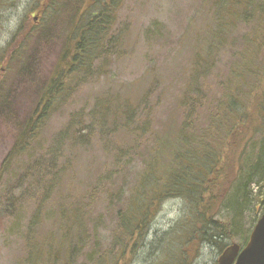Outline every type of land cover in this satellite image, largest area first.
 <instances>
[{"label":"trees","instance_id":"obj_1","mask_svg":"<svg viewBox=\"0 0 264 264\" xmlns=\"http://www.w3.org/2000/svg\"><path fill=\"white\" fill-rule=\"evenodd\" d=\"M125 2L39 0L49 21L69 22V34L40 102L0 169V183L74 89L106 75L110 62L124 56L125 31L116 25ZM201 14L202 25L192 24L182 38L191 48L190 63L183 89L162 123L156 126L152 113L157 107L148 102L157 80L145 83L147 92L108 90L90 112L91 128L101 136L131 138L114 153L116 167L140 166L134 186L107 189L112 229H105L102 217L96 222L90 216L104 185L83 193L72 185L65 190V176L73 172L69 161L47 169L50 182L29 223L47 227L46 218L53 219L51 231L41 236L35 231L42 264H194L205 245L222 253L231 243H247L252 230L246 227L245 209L251 202L246 189L264 178V0H203ZM30 19L25 21L28 27L34 22ZM27 28L26 33L31 31ZM225 51L226 72L215 76ZM74 122L55 140L58 150L68 135L73 150L89 143L91 130L79 128L80 121L74 127ZM125 156L131 158L123 164ZM110 178L108 174L106 180ZM171 200L183 205L179 219L149 241L152 224ZM103 230L110 232V240L101 236ZM32 252L26 264H35Z\"/></svg>","mask_w":264,"mask_h":264},{"label":"rangeland","instance_id":"obj_2","mask_svg":"<svg viewBox=\"0 0 264 264\" xmlns=\"http://www.w3.org/2000/svg\"><path fill=\"white\" fill-rule=\"evenodd\" d=\"M202 1L126 0L116 25L117 30L123 28L125 31L128 47L124 56L110 62L106 75L74 89L65 104L46 120L41 132L34 136L27 151L14 162L11 171L0 183V264H26L31 251L32 263L35 260V264H42L37 236L53 229V219L46 218L48 229L42 225L29 227V223L44 187L50 182V171L47 169L55 162L61 166L69 161L73 167L70 176H65V190L72 185L74 190L83 193L96 186H105V192L99 187L104 195L101 192L98 195L104 201L98 199L92 203L90 216L96 222L102 217L105 229H112L114 215L107 211V189L134 186L140 166L135 162L127 170L116 167L114 153L129 145L131 138L121 135L113 140L115 135L108 139L101 136L95 128H91L94 122L90 112L94 109L95 100L108 90H124L129 94L140 90L142 93L146 89L148 91L153 80H157L155 92L148 94V102L157 107L152 113L156 126L162 123L185 84L183 75L190 63L191 48L188 43L182 42V38L192 24L202 25ZM41 6L39 0H0V169L40 102L69 34V22L65 18L49 21L40 12ZM29 18L34 22H29L28 27L25 21ZM155 27L160 31L154 30ZM26 28L31 31L26 33ZM244 31L246 28L243 27L240 32ZM227 52L221 53L215 76L226 72ZM207 81L211 88H216L214 81ZM145 83L149 84L146 86ZM74 120L81 122L79 128L88 127L91 130L89 143L73 150L68 135L65 144L58 150L55 140ZM85 133L88 129L76 134V137ZM112 141L116 145L112 146ZM106 143L110 146H105ZM130 158L125 156L123 159L126 160L122 163ZM108 174L111 178L106 180ZM246 192L251 200L245 209L246 227L251 232L264 210V178L251 185ZM51 201L55 202L54 205L58 202L57 192ZM182 208L179 200L165 203L152 224L149 241L154 240L155 234L168 231L179 219ZM102 235L110 240L108 230H103ZM237 243L241 246L246 244ZM219 255L218 249L205 245L194 264H215Z\"/></svg>","mask_w":264,"mask_h":264},{"label":"water","instance_id":"obj_3","mask_svg":"<svg viewBox=\"0 0 264 264\" xmlns=\"http://www.w3.org/2000/svg\"><path fill=\"white\" fill-rule=\"evenodd\" d=\"M215 264H264V214L255 225L247 244L233 243L220 254Z\"/></svg>","mask_w":264,"mask_h":264},{"label":"bare ground","instance_id":"obj_4","mask_svg":"<svg viewBox=\"0 0 264 264\" xmlns=\"http://www.w3.org/2000/svg\"><path fill=\"white\" fill-rule=\"evenodd\" d=\"M219 256H220V255H219ZM218 258H219V257H218ZM217 260H218V259H217ZM216 262H217V261H216ZM216 262H215V263H216Z\"/></svg>","mask_w":264,"mask_h":264},{"label":"flooded vegetation","instance_id":"obj_5","mask_svg":"<svg viewBox=\"0 0 264 264\" xmlns=\"http://www.w3.org/2000/svg\"><path fill=\"white\" fill-rule=\"evenodd\" d=\"M36 21V20H35Z\"/></svg>","mask_w":264,"mask_h":264}]
</instances>
